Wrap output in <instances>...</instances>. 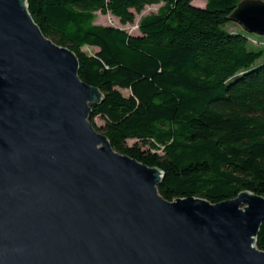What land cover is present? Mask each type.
<instances>
[{
  "label": "water",
  "instance_id": "obj_1",
  "mask_svg": "<svg viewBox=\"0 0 264 264\" xmlns=\"http://www.w3.org/2000/svg\"><path fill=\"white\" fill-rule=\"evenodd\" d=\"M227 17L262 34L264 0ZM77 69L26 0H0V264H264V196H161L163 171L89 122L102 94Z\"/></svg>",
  "mask_w": 264,
  "mask_h": 264
},
{
  "label": "trees",
  "instance_id": "obj_2",
  "mask_svg": "<svg viewBox=\"0 0 264 264\" xmlns=\"http://www.w3.org/2000/svg\"><path fill=\"white\" fill-rule=\"evenodd\" d=\"M237 1L26 0L42 33L75 53L79 78L101 91L88 120L112 148L162 170L164 198L210 202L264 196V39L224 27ZM148 4L158 6L139 16L136 34L94 22L96 11L132 22ZM254 244L264 250V221Z\"/></svg>",
  "mask_w": 264,
  "mask_h": 264
},
{
  "label": "rangeland",
  "instance_id": "obj_3",
  "mask_svg": "<svg viewBox=\"0 0 264 264\" xmlns=\"http://www.w3.org/2000/svg\"><path fill=\"white\" fill-rule=\"evenodd\" d=\"M191 3L194 5L197 4L199 6H202L204 4V0H191ZM157 6L158 4L145 5L140 12L135 13L134 19L132 22H125V23H120L116 17L112 16L109 13H100L99 11H96V17L94 18V22L101 23V24L116 25V26L124 28L129 33L136 34L138 33L136 26H137V19L139 18V16L147 12H150V11H155ZM224 27L227 29L243 30L241 25L233 20H228L227 22H225ZM249 33L252 36H260L262 39H264V33L262 34H256L253 32H249ZM81 49L87 52H90L92 50H95L96 47L83 45L81 46ZM119 90L124 95H126L129 92L128 89L126 88H119ZM93 121L95 125L102 124V119L99 116H94ZM126 142L130 144L133 142V139H127Z\"/></svg>",
  "mask_w": 264,
  "mask_h": 264
}]
</instances>
